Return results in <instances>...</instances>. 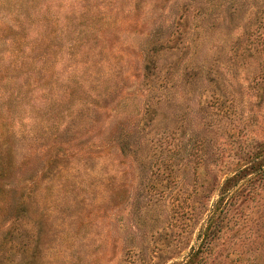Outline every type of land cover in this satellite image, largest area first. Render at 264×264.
Here are the masks:
<instances>
[{"label":"rangeland","instance_id":"1","mask_svg":"<svg viewBox=\"0 0 264 264\" xmlns=\"http://www.w3.org/2000/svg\"><path fill=\"white\" fill-rule=\"evenodd\" d=\"M0 264H264V0H0Z\"/></svg>","mask_w":264,"mask_h":264},{"label":"trees","instance_id":"2","mask_svg":"<svg viewBox=\"0 0 264 264\" xmlns=\"http://www.w3.org/2000/svg\"><path fill=\"white\" fill-rule=\"evenodd\" d=\"M238 173H239V172H238ZM235 177H237V174H236V175H234V178H235ZM232 178H233V177H232ZM232 178H231V179H232ZM231 179H230V180H231ZM228 181H229V180H228ZM208 227H209V225H208ZM206 229H207V228H206Z\"/></svg>","mask_w":264,"mask_h":264}]
</instances>
